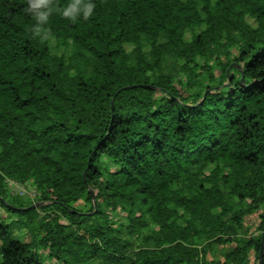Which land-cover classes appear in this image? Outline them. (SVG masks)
<instances>
[{
    "label": "trees",
    "instance_id": "1",
    "mask_svg": "<svg viewBox=\"0 0 264 264\" xmlns=\"http://www.w3.org/2000/svg\"><path fill=\"white\" fill-rule=\"evenodd\" d=\"M0 207V264H258L264 0H0Z\"/></svg>",
    "mask_w": 264,
    "mask_h": 264
},
{
    "label": "rangeland",
    "instance_id": "2",
    "mask_svg": "<svg viewBox=\"0 0 264 264\" xmlns=\"http://www.w3.org/2000/svg\"><path fill=\"white\" fill-rule=\"evenodd\" d=\"M50 44L52 46V52L53 53H57V54H65L67 57L69 56V52H70V47H60L59 49L56 47V44L54 42V40L52 38L49 39ZM232 58L236 57L237 52L236 50L232 49ZM7 188L9 190V194L11 196H20V197H27L30 200L35 199V193L33 191V189L28 186V185H18L12 182H8ZM35 204V203H34ZM116 213L114 215H112V213L110 214L111 216V221H112V225L113 227L117 228L119 226V224L124 222L126 213L123 209H117L115 211ZM11 220H14V218L11 217L10 219V215L3 210V208L0 207V222H10ZM152 229H156L154 226H150ZM16 235L19 236L24 242H26L27 238H26V234L25 231H21V232H17L16 231ZM44 259L45 264H55V262L51 259H49L47 257L46 254H42L41 255Z\"/></svg>",
    "mask_w": 264,
    "mask_h": 264
},
{
    "label": "water",
    "instance_id": "3",
    "mask_svg": "<svg viewBox=\"0 0 264 264\" xmlns=\"http://www.w3.org/2000/svg\"><path fill=\"white\" fill-rule=\"evenodd\" d=\"M90 193L92 195L93 205H94V208L96 210V203H95V199H94L93 193L92 192H90ZM41 205H42L41 203L34 204V205H32L30 207V209L39 207ZM263 249H264V226H263V230H262V233H261V242H260V251H259L258 264H263V258H262L263 257Z\"/></svg>",
    "mask_w": 264,
    "mask_h": 264
}]
</instances>
